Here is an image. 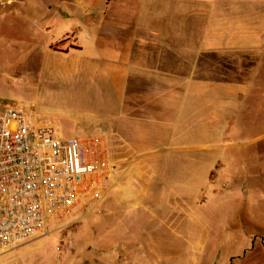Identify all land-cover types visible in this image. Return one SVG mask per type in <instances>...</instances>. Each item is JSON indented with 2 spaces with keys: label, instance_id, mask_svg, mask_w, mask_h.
<instances>
[{
  "label": "crops",
  "instance_id": "1",
  "mask_svg": "<svg viewBox=\"0 0 264 264\" xmlns=\"http://www.w3.org/2000/svg\"><path fill=\"white\" fill-rule=\"evenodd\" d=\"M0 21L14 34L17 23L27 25L26 36L34 38L25 57L40 59L32 68L72 89L79 110L91 115L83 131L103 135L112 150L126 155L122 160L132 156L142 170L151 163L157 174L172 170L173 156L180 155L179 169L198 168L196 163L211 176L227 167L226 160H238L227 156L235 153L223 142L240 132L241 96L250 82L225 77V63L264 50V23L258 27L264 0H21L0 12ZM208 55L216 56L220 75L206 73ZM243 153L255 163L250 155L256 151ZM254 175H245L241 185L258 186L249 183ZM161 180L169 200L175 199L170 187L176 183ZM250 189L244 195L249 209L233 226V234L243 236L227 257L213 253L207 264H264V204L260 210L252 204L264 203V193ZM113 246L81 255L93 264L119 263L123 258Z\"/></svg>",
  "mask_w": 264,
  "mask_h": 264
},
{
  "label": "rangeland",
  "instance_id": "2",
  "mask_svg": "<svg viewBox=\"0 0 264 264\" xmlns=\"http://www.w3.org/2000/svg\"><path fill=\"white\" fill-rule=\"evenodd\" d=\"M20 1L0 0L1 14ZM263 23L258 21L260 29ZM9 27L8 22L0 21V109L10 101L19 105L37 103L52 115L62 135L88 138L92 132L83 131V126L91 115L79 110L72 89L42 79L32 68L40 59L25 57L26 45L34 38L26 36L27 25L17 23L15 34L10 33ZM36 42H40L39 36ZM216 60L214 55L203 59L209 75L221 74ZM225 77L250 82L249 90L241 96L240 132L226 136L223 142L224 149L235 153L227 156H235L237 161L226 160L227 167L215 168V176H211L210 171L202 170L196 163L193 165L198 168L179 169L180 155H174L175 167L156 174L151 163L142 170L132 156L122 160L126 155L109 147L116 170L100 194L85 200L72 215L52 225L49 235L11 251L0 250V264H70L74 260L93 264V260L83 258L82 252L88 248L105 251L111 242L123 258L113 264H176L180 260L207 264L213 253L227 257L234 250V241L243 236L233 234V226L243 220L245 208L249 209L245 190L264 193V50L226 61ZM244 150L256 151L250 155L251 159L255 157V163L246 161ZM253 173L257 175L249 183L258 186H242L243 177ZM166 177L176 183L170 187L171 191L177 190L175 199L169 200L170 189L161 180ZM191 179L192 184L186 183ZM252 204L260 210L264 203ZM42 237L45 239L39 240ZM28 243L31 244L27 246Z\"/></svg>",
  "mask_w": 264,
  "mask_h": 264
},
{
  "label": "built area",
  "instance_id": "3",
  "mask_svg": "<svg viewBox=\"0 0 264 264\" xmlns=\"http://www.w3.org/2000/svg\"><path fill=\"white\" fill-rule=\"evenodd\" d=\"M115 170L103 135L64 136L35 103L10 101L0 110V250L47 234Z\"/></svg>",
  "mask_w": 264,
  "mask_h": 264
}]
</instances>
